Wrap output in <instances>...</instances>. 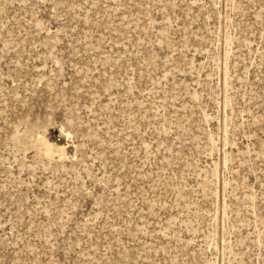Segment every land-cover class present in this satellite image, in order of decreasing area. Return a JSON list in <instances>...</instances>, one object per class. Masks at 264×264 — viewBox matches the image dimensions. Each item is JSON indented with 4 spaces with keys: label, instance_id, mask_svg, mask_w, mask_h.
Here are the masks:
<instances>
[{
    "label": "rangeland",
    "instance_id": "rangeland-1",
    "mask_svg": "<svg viewBox=\"0 0 264 264\" xmlns=\"http://www.w3.org/2000/svg\"><path fill=\"white\" fill-rule=\"evenodd\" d=\"M0 264H264V0H0Z\"/></svg>",
    "mask_w": 264,
    "mask_h": 264
}]
</instances>
